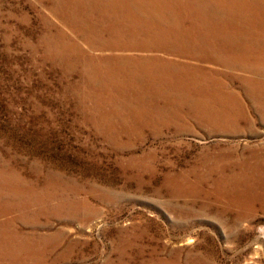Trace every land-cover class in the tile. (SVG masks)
Instances as JSON below:
<instances>
[{
	"label": "rangeland",
	"instance_id": "obj_1",
	"mask_svg": "<svg viewBox=\"0 0 264 264\" xmlns=\"http://www.w3.org/2000/svg\"><path fill=\"white\" fill-rule=\"evenodd\" d=\"M0 264H264V0H0Z\"/></svg>",
	"mask_w": 264,
	"mask_h": 264
}]
</instances>
